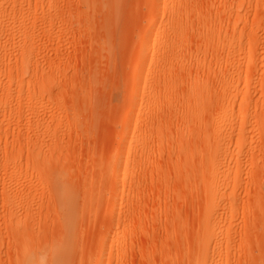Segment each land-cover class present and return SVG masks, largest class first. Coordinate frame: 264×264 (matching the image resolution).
<instances>
[{
	"label": "rangeland",
	"instance_id": "1",
	"mask_svg": "<svg viewBox=\"0 0 264 264\" xmlns=\"http://www.w3.org/2000/svg\"><path fill=\"white\" fill-rule=\"evenodd\" d=\"M0 264H264V0H0Z\"/></svg>",
	"mask_w": 264,
	"mask_h": 264
}]
</instances>
